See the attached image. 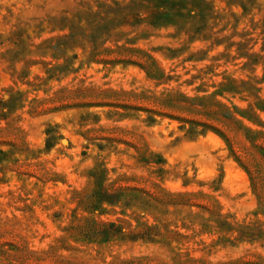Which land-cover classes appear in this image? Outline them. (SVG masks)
<instances>
[{
    "label": "rangeland",
    "instance_id": "obj_1",
    "mask_svg": "<svg viewBox=\"0 0 264 264\" xmlns=\"http://www.w3.org/2000/svg\"><path fill=\"white\" fill-rule=\"evenodd\" d=\"M130 1L0 0V264H264V0H186L192 26L130 15L103 42ZM165 190L186 195L165 213L135 196ZM211 211L263 234L205 230Z\"/></svg>",
    "mask_w": 264,
    "mask_h": 264
},
{
    "label": "trees",
    "instance_id": "obj_2",
    "mask_svg": "<svg viewBox=\"0 0 264 264\" xmlns=\"http://www.w3.org/2000/svg\"><path fill=\"white\" fill-rule=\"evenodd\" d=\"M185 1L186 0H132L128 4L117 5V7L115 8V10L119 13V16H118L119 19H118L117 25H116L117 30L108 31L107 27H105L104 28L105 31L102 32L103 33L102 34L103 42L106 40H110V39H113L114 41H118L120 36L125 35L126 31L120 29L121 28L120 26H125L128 24L129 19L127 17L130 15L132 16V18H135L133 23L130 24L133 27H137V26L139 27L141 25V23H144L145 25H149L151 27H158L159 25H165L167 23H175V24H178L182 28L185 26H190V25L192 26L193 24H195L197 22V21H195L196 19H194L192 22L189 23V15H191V14H188V16H185L183 13H181L182 9L187 7L186 5L188 3H186ZM107 7L110 8V6H107ZM160 9H162V10H160ZM92 37H94V36H92ZM135 38L136 37H130L129 39L134 40ZM103 42L101 41L98 44L101 45ZM99 45L93 44V47L91 50V55H90L91 58L92 57L97 58L99 53H101V52H105L108 55L112 54V53H116V57L113 56L112 58L110 57L111 59L107 58L106 60L115 61L118 58V60L131 62V61H128L131 59H126L125 53L136 55V52L138 53L140 51V48L138 49L135 47H128L126 45H116V46L110 47V48L103 46L101 48H98ZM102 57H103V55H102ZM143 60L144 61H150L152 64L155 65V60L150 55H147V58H145ZM238 110H240L242 112L243 115H241V116L252 115L249 113L250 110H242V109H238ZM236 122L242 124V121L238 118L236 119ZM253 134H257V133H253ZM259 134H260V132L258 133V135ZM255 137L254 138L252 137V138L255 139ZM260 148H262V150H264V147H260ZM152 156H157V155H152ZM146 162H154V161L147 160ZM157 169L160 172H162V169L160 167ZM99 171H100V173L103 174L102 169H99ZM165 192H163L165 195H167V199H165V200H160L157 198H152V200H150V199H143L142 197H140L138 195H135V196L137 197L138 201L139 200L141 201V204L143 206L142 208L145 210V212L151 213V214L153 213L152 211H155V210L165 213L164 209L159 208L160 204H165L164 201H168L167 203H169L172 199L176 200L177 197H183V196L186 197L185 194H183V196H181V193L174 194V193L167 191V190H165ZM187 200H190V199H187ZM206 220H208V219H206ZM210 220H211V223L210 222L203 223L204 225L202 227L205 228V230L207 228H209L213 223L214 227H217L216 228L217 230L223 231L226 235L232 231L239 232V237H238L239 239L242 236H244L245 234L252 239H253V235L260 237V236H262V234H263L262 232L264 231V230L260 231V229H259V224L262 223L259 220L256 221V222H258V224H256L255 226H250L249 224H238L237 222L230 221L228 219V216H223L220 213H216L213 211H211ZM140 223H141V228L143 230L139 231V233H134L132 231L131 233L133 235H135V234L138 236L144 235V237L151 238L152 236L158 235V233L161 234L159 223L148 224L142 220ZM140 223L138 224L139 227H140ZM95 225H97V224H95ZM165 227H166V233L163 234L164 238H163V240L161 239V241L166 242L170 245V243L173 242L172 240L174 238H177L178 240L183 238V236H184L183 233L170 230L168 228L167 223H166V226H163V228H165ZM158 241H160V240L158 239ZM218 241H220V242H223V241L224 242H232V239H230L229 237L222 236V237H219ZM175 260H176L175 264H191V262H192L189 259L180 260V259L175 258ZM235 263H236L235 261H229L227 263H222V264H235ZM195 264H206V263H201V261L200 262L195 261Z\"/></svg>",
    "mask_w": 264,
    "mask_h": 264
}]
</instances>
